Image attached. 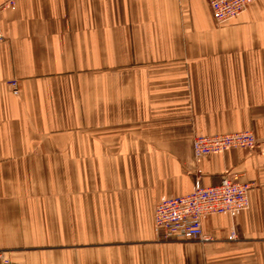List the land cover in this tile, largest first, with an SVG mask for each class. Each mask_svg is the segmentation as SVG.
<instances>
[{"label":"crops","instance_id":"0c3cea01","mask_svg":"<svg viewBox=\"0 0 264 264\" xmlns=\"http://www.w3.org/2000/svg\"><path fill=\"white\" fill-rule=\"evenodd\" d=\"M0 24L10 264H264V152L193 151L264 139V0L223 27L207 0H16ZM226 174L249 208L205 217L207 242L160 240L157 203Z\"/></svg>","mask_w":264,"mask_h":264},{"label":"built area","instance_id":"2783aa9c","mask_svg":"<svg viewBox=\"0 0 264 264\" xmlns=\"http://www.w3.org/2000/svg\"><path fill=\"white\" fill-rule=\"evenodd\" d=\"M258 0H207L218 26H228ZM16 0H6L0 6L3 11L13 8ZM4 40L0 24V42ZM18 94L17 84H12ZM233 149H244L249 153L264 152V143L259 142L250 131L218 135H197L193 138V151L197 161L213 154H223ZM251 186L239 183L226 174L220 184L204 187L200 179L194 190L187 195L161 199L154 211L155 227L164 237L180 241L207 242L203 233V219L213 215H231L249 208ZM232 234V238H235Z\"/></svg>","mask_w":264,"mask_h":264},{"label":"rangeland","instance_id":"374dc122","mask_svg":"<svg viewBox=\"0 0 264 264\" xmlns=\"http://www.w3.org/2000/svg\"><path fill=\"white\" fill-rule=\"evenodd\" d=\"M15 95H17V94H15ZM246 131H250V130H245V131H241V132H246ZM250 132L253 133V131H250ZM234 133H238V132H234ZM258 141L261 142V143H264V139L263 140H258ZM154 223H155V221H154ZM156 230H157V228H156ZM157 232H158V234H160V240H162V241H166V242H181L180 240L170 239V238L164 237V235L158 230H157ZM189 242H191V241H189ZM0 263L1 264H10V259L6 256L4 251H0Z\"/></svg>","mask_w":264,"mask_h":264}]
</instances>
